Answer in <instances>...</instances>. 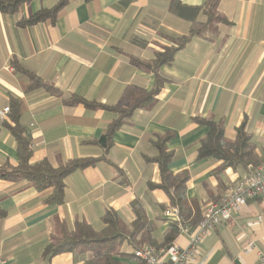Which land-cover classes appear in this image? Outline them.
Wrapping results in <instances>:
<instances>
[{"label": "crops", "instance_id": "crops-1", "mask_svg": "<svg viewBox=\"0 0 264 264\" xmlns=\"http://www.w3.org/2000/svg\"><path fill=\"white\" fill-rule=\"evenodd\" d=\"M206 0H69L54 22L19 26L58 0H33L15 14H0V167L17 166L13 118L30 137V163L47 161L53 168L68 161L95 162L69 174L59 205L45 202L26 181L0 177V258L3 264H84L100 253L75 250L51 258L45 246L83 222L95 232L107 211L132 231L133 205L151 225L148 234L118 240L114 260L136 264L133 251L163 249L171 223L172 245L185 248L203 208L249 172L220 169L221 161L197 159L207 126L199 119L220 121L224 137L235 138L244 122L257 162L264 160V0H219L207 12ZM196 33L156 73L165 80L155 98L135 111L113 133L107 151L98 144L115 116L108 111L67 105L77 96L105 105L120 102L127 86L147 91L154 73L133 60L151 62L155 53L176 47L181 37ZM12 63L50 85L29 88L30 78ZM9 68L11 70H9ZM9 108L6 114L3 109ZM168 136L167 169L186 174L187 221L164 217L172 207L167 195L148 184L160 182L154 142ZM254 166V165H252ZM180 226V227H179ZM169 247V246H168ZM167 248V247H166ZM204 264H261L264 258V198L249 200L240 214L212 231L199 245Z\"/></svg>", "mask_w": 264, "mask_h": 264}, {"label": "trees", "instance_id": "trees-1", "mask_svg": "<svg viewBox=\"0 0 264 264\" xmlns=\"http://www.w3.org/2000/svg\"><path fill=\"white\" fill-rule=\"evenodd\" d=\"M33 0H0V14H15L18 10ZM82 2H89L91 0H75ZM219 0H206L205 6L207 12L216 8ZM69 0H58L57 4L50 8L37 11L27 19H22L18 22L19 26H28L40 22L52 23L66 7ZM198 33L196 26H192L188 36L181 37L176 47L164 48L162 52L155 53L154 59L149 63H143L138 60H133L136 65L149 72L154 73V85L152 90L147 91L144 88L137 86H127L120 98V102L115 105H105L97 102L87 101L77 96H68L63 98L67 105H83L87 109H100L111 112L115 118L108 124L105 133L98 139L97 144L105 151L111 145V138L113 133L123 124L125 120L131 115L148 105L160 91L165 80L159 77L156 71L164 65H169L173 57L188 40ZM16 70H20L26 74L30 80L29 88L43 87L48 92L59 95V91L50 85H43L35 75L27 70L22 69L18 64L12 63ZM9 110V108H8ZM15 126L11 128L12 137L16 143L17 166L10 167L4 165L0 167V177L17 178L26 181L37 192H48L46 194L45 202L50 205H59L64 198V180L65 178L76 170L84 169L95 162L92 158H82L68 161L64 164L53 168L45 160L36 163H30L33 143L27 132L20 128L16 122V117L13 118ZM207 126V133L200 142L197 159H214L221 161L220 169L237 168L245 169L249 164L258 165L257 158L254 154V144L252 137L245 131V124L242 122L237 128L235 138L228 141L224 137V125L220 121L210 119H199ZM168 136L158 138L154 142L158 154L155 158L146 159L147 161L158 164L160 171V182L158 184H148L150 189L162 190L168 197L170 205L176 207L180 214V223L187 221L186 198H185V184L188 180L186 174L173 175L168 169L167 165L171 159V154L164 149L165 142ZM133 211L136 215V220L132 223V231L127 232L120 224L115 213L107 211L101 218L104 227L100 232H95L90 226L79 222L75 224L72 232H67L61 228V236L59 239L47 244L43 250L45 258H51L61 253H72L75 250H83L89 252L100 253L96 259H89L84 264H122L114 260L113 252L115 244L118 240L131 239L138 232L145 231L147 234L151 230L150 223L146 220L143 210L140 206L134 204ZM175 223H171L169 231L165 235L164 246H170L172 240L177 233ZM135 260H137L134 257ZM136 264H143L137 260Z\"/></svg>", "mask_w": 264, "mask_h": 264}, {"label": "built area", "instance_id": "built-area-1", "mask_svg": "<svg viewBox=\"0 0 264 264\" xmlns=\"http://www.w3.org/2000/svg\"><path fill=\"white\" fill-rule=\"evenodd\" d=\"M9 70H11L9 68ZM3 114L8 108L3 109ZM264 198V160L258 165L249 166V172L241 179L229 185L217 202L207 204L202 211L201 219L196 228L188 236V245L181 248L170 245L167 248L155 249L145 247L133 251V256L143 264H204L200 260L199 245L212 231L222 227L234 216L241 213L249 200ZM164 217L180 225V214L176 207L164 210ZM180 227V226H179ZM264 264V258H260ZM0 264L2 260L0 258Z\"/></svg>", "mask_w": 264, "mask_h": 264}]
</instances>
